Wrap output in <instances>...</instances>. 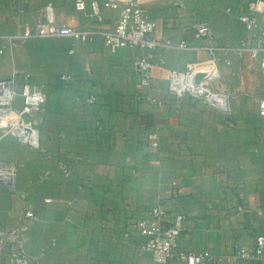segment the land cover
<instances>
[{
	"label": "crops",
	"instance_id": "crops-1",
	"mask_svg": "<svg viewBox=\"0 0 264 264\" xmlns=\"http://www.w3.org/2000/svg\"><path fill=\"white\" fill-rule=\"evenodd\" d=\"M14 1L26 5L25 12L14 15ZM243 1L226 0L227 9H232L227 10L229 18L239 25L238 7ZM141 2L163 21L167 37L201 43L194 37L189 16L198 0ZM122 11V7H103L92 16L89 6L76 9L75 0L0 3V36L22 32L41 18L95 35L92 42L56 37L28 40L18 49L20 53L28 47L36 53L32 71L27 69L29 64L24 65L37 76L35 81L49 84L58 79L59 83L37 112L42 146L52 152L47 155L50 164L25 169V163L19 168L20 179L16 176L20 188L46 187L49 193L34 209L37 219L25 231L26 249L43 264H156L151 253L140 250L136 231L131 237L125 231L150 208L164 204L170 213L187 216L183 248L210 250L220 264H264V254L253 256L257 237L264 234V117L221 119L209 114L202 119L184 104L183 147L167 146L165 141L175 135L173 129L181 118L173 115L165 67L184 69L203 53L173 50L157 56L151 92L164 103L154 105L141 99L147 89L139 86L136 61L146 51L122 48L112 52L105 45L103 32L115 28ZM212 26L217 42L232 38L230 23L224 30ZM6 53L0 63H7L3 74H11V56L16 58L14 52ZM67 72L82 76V81L74 87L62 84L59 76ZM79 92L83 97L95 92L99 101H76ZM231 104L232 110L236 106ZM157 122L161 124L160 146L151 147L147 134ZM24 152L27 156L28 149ZM20 192L26 197L24 190ZM48 196L49 203L44 201ZM239 252L248 258L240 261ZM0 264H11L8 250L0 254ZM167 264L183 263L172 259Z\"/></svg>",
	"mask_w": 264,
	"mask_h": 264
},
{
	"label": "built area",
	"instance_id": "built-area-1",
	"mask_svg": "<svg viewBox=\"0 0 264 264\" xmlns=\"http://www.w3.org/2000/svg\"><path fill=\"white\" fill-rule=\"evenodd\" d=\"M90 7L92 16L101 13V9L122 7V14L111 31H105V45L108 50L116 52L122 48H138L146 54L136 61L139 73V86L147 89L140 98L154 105H163L164 100L151 92L155 78V68L158 65L157 56L173 50H195L207 53L204 60L192 61L186 64L185 70L172 68L168 73V91L176 96L192 95L195 98H207L208 102L221 112L231 111L229 96L217 92L211 87L212 83L222 78V63L232 64V59L225 57V51L236 50L240 57L256 63L264 70V0H245L238 7V22L244 29L235 48L222 47L216 41L217 35L207 20H197L193 24L194 37L201 43L194 45L187 40L174 41L165 35L162 20L154 18L141 0H75L78 10ZM232 12L231 8L227 9ZM60 37L79 42H92L94 33L69 24H59L52 19L41 18L29 25L22 32H13L0 36V55L8 49H14L20 42L40 38ZM164 62V61H162ZM205 71L200 84L195 81L196 73ZM20 70L14 66L9 77L0 79V128L6 127L8 132L16 136L25 145L38 149L46 155H52L42 146L40 120L37 112L47 103L50 86L33 79L30 72L25 73L23 83L20 82ZM73 73H62L59 81L69 87H74L82 81ZM201 85L202 87H199ZM205 90L212 95L218 94L217 99L205 95ZM76 101L95 103L99 95L95 92L83 97L76 93ZM19 102V104H17ZM259 114L264 117V98L259 103ZM161 124L157 122L148 134L151 147H158L160 142ZM67 174L70 168H65ZM17 166L11 161L0 159V186L10 190L16 189ZM49 203L51 198L44 199ZM37 219L34 209L28 208L20 219L17 227L0 231V254L8 250L11 264H43L37 256L30 253L25 246V231ZM187 216L184 213L172 214L164 204H158L149 209L147 215L125 231L126 237H131L136 231L141 237L140 250L149 252L156 264H167L176 259L183 264H220V259L210 250L192 251L182 247L181 236L186 229ZM264 254V234L257 237L253 256L262 257ZM245 252L238 253V259H247ZM230 264H239L231 262Z\"/></svg>",
	"mask_w": 264,
	"mask_h": 264
},
{
	"label": "rangeland",
	"instance_id": "rangeland-1",
	"mask_svg": "<svg viewBox=\"0 0 264 264\" xmlns=\"http://www.w3.org/2000/svg\"><path fill=\"white\" fill-rule=\"evenodd\" d=\"M1 2L2 0H0V3ZM11 5L13 6L14 15L17 16L25 12L26 5L18 3L17 1L12 2ZM227 5L228 4L226 0H205L202 3H200L198 0V3L192 6L193 8L189 11V16H190V21L192 22L204 19L209 21L211 25L215 24L221 30H224L225 27H227V25L230 23L232 38L226 39L227 41L225 42L224 41L218 42V44L222 47L230 46L235 48L238 44L240 37L244 35V31L243 29H241V25L236 23V20L233 17H231V19L229 18V13L227 12V7H228ZM14 19L17 20V18ZM56 38L63 39L60 37H56ZM20 43H18V45L15 46L14 49H9L5 55L11 56V54H13L14 52V56L16 58V54L19 51L18 49H21L22 47V44ZM179 51L185 52V50L183 51L179 50ZM202 53H203V57L197 58V60L201 61L206 59L207 54L204 52ZM35 55L36 53H34L33 55L32 51H29V48L27 47V49L23 48L20 51V53L18 52L16 59H14L11 56L12 58L10 60L11 65L13 67L16 66L20 70L21 75L19 76V79L21 83H23L24 81L25 73L28 72L27 70H25V66L29 64L28 65L29 68L27 69L32 71L31 60H34ZM225 57L232 59V64L226 65L222 63V68H221L222 78L216 81V83H212L211 87H213V90L217 92H224L225 94H227L229 96L230 105H232L231 103H235L236 107L229 112H221L220 110L212 106L210 102H208L207 98L204 97L195 98L192 95L178 97L168 91V93L172 95L171 104H173L174 106L173 115L178 116L179 118H181V120H179V124L176 126V128L173 129L176 131L175 135L167 137L165 141L167 146L176 147L178 145L179 147H183V105L184 104L188 106L187 109L192 115H200L202 119L204 118V116H207L209 114L218 115L221 119H228V117L231 116L234 117L239 115H241L242 117H256L260 115L259 103L260 100L264 98V70H261L256 63H252L248 59H243V57H240L239 53H237L235 49L231 50L230 52L225 51L222 59ZM16 61L17 63H15ZM58 63H60V61H58ZM34 64L39 66L38 63H34ZM4 66L7 67V63L6 64L0 63V79L7 78L10 76V74L7 73L3 74L4 73L3 71H5ZM185 67L183 69L182 66L180 67L181 69L179 70L183 71L185 70ZM34 68L38 69L36 67ZM165 68L166 71H168L169 73L170 69H172L173 67L168 64V66ZM54 70L60 71V68L56 67ZM69 71L72 72L71 70ZM60 73L61 72H58V74ZM32 75L33 78L36 80L37 76L33 73ZM52 77L53 76H50V78ZM166 79H167L166 84L168 89L167 76ZM57 84L59 85L58 79L54 82L52 81L48 85L50 86L51 90H54L59 87L56 86ZM166 84L164 83L165 88H166ZM198 103L201 106H198L197 105ZM17 104H19V102H17ZM159 146L160 145H158V147ZM26 149H28L27 156L25 155L24 152V150ZM0 159L11 161L16 164L17 180L20 179L19 168L24 166L25 163L28 165L24 167L25 169L26 168L32 169L34 164H40V166L43 168L47 167L48 164H50V160L47 157V155L43 154L40 150L38 151V149H34L20 142L16 136L8 132L6 127L0 128ZM18 183L20 182L17 181L15 190H10L6 186H0V231H8L17 227L25 211L28 208H32L37 211V207L40 203L39 201L43 199L45 196L49 195L48 188L46 187L20 188L19 186L20 184ZM21 190L22 191L24 190L27 193L25 194L26 197H24L22 192H20Z\"/></svg>",
	"mask_w": 264,
	"mask_h": 264
},
{
	"label": "water",
	"instance_id": "water-1",
	"mask_svg": "<svg viewBox=\"0 0 264 264\" xmlns=\"http://www.w3.org/2000/svg\"><path fill=\"white\" fill-rule=\"evenodd\" d=\"M205 76V71L203 70H199L197 73H196V77H195V81L197 84H200L203 80Z\"/></svg>",
	"mask_w": 264,
	"mask_h": 264
},
{
	"label": "bare ground",
	"instance_id": "bare-ground-1",
	"mask_svg": "<svg viewBox=\"0 0 264 264\" xmlns=\"http://www.w3.org/2000/svg\"><path fill=\"white\" fill-rule=\"evenodd\" d=\"M199 87H202L201 85H198ZM224 93V92H223ZM205 95H207L208 97H210V98H213V99H217L219 96H218V94H215V95H212V93L210 94L209 92H208V90H205V93H204Z\"/></svg>",
	"mask_w": 264,
	"mask_h": 264
}]
</instances>
